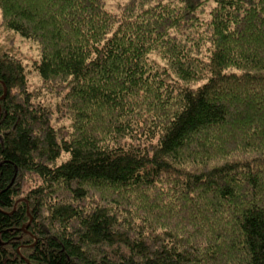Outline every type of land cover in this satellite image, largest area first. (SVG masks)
<instances>
[{"label": "trees", "instance_id": "trees-1", "mask_svg": "<svg viewBox=\"0 0 264 264\" xmlns=\"http://www.w3.org/2000/svg\"><path fill=\"white\" fill-rule=\"evenodd\" d=\"M121 1L0 0V264H264V0Z\"/></svg>", "mask_w": 264, "mask_h": 264}, {"label": "rangeland", "instance_id": "rangeland-1", "mask_svg": "<svg viewBox=\"0 0 264 264\" xmlns=\"http://www.w3.org/2000/svg\"><path fill=\"white\" fill-rule=\"evenodd\" d=\"M106 1V6L107 9L110 10L111 12H116L117 7L122 4L121 0H105ZM6 38L9 41L13 42V45L16 46L19 49V53L21 54L23 63L26 65V70H27V85L29 90L31 91H37V90H41V83L39 82V80L37 79L38 77L35 76L34 74V70H33V64L34 61H36L38 59V54H37V50L36 47L33 45L32 42L30 41H26L21 39L18 35L13 34L9 31H6L1 25H0V41L4 42L6 40ZM40 101L44 104V105H51L53 106L54 104H56L59 100L54 96L51 95L45 91L42 90L41 92V96H40ZM67 120L63 119L60 120L57 125H68L67 124ZM19 185L21 186V199H25L24 197L32 190V188L34 187V183L32 180H29L28 178H22L19 182ZM25 201H27V199H25ZM28 216H29V220H27L24 224H23V231L27 232V229L30 225V222H32V214L30 212V210H28Z\"/></svg>", "mask_w": 264, "mask_h": 264}, {"label": "water", "instance_id": "water-1", "mask_svg": "<svg viewBox=\"0 0 264 264\" xmlns=\"http://www.w3.org/2000/svg\"><path fill=\"white\" fill-rule=\"evenodd\" d=\"M23 229V228H22Z\"/></svg>", "mask_w": 264, "mask_h": 264}]
</instances>
